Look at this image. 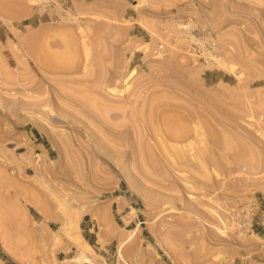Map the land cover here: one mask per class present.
<instances>
[{
	"label": "rangeland",
	"instance_id": "obj_1",
	"mask_svg": "<svg viewBox=\"0 0 264 264\" xmlns=\"http://www.w3.org/2000/svg\"><path fill=\"white\" fill-rule=\"evenodd\" d=\"M0 207V264H264V0H0Z\"/></svg>",
	"mask_w": 264,
	"mask_h": 264
},
{
	"label": "bare ground",
	"instance_id": "obj_2",
	"mask_svg": "<svg viewBox=\"0 0 264 264\" xmlns=\"http://www.w3.org/2000/svg\"><path fill=\"white\" fill-rule=\"evenodd\" d=\"M83 39L85 40L84 36H82L81 40ZM84 40L82 41V43H84V46H86ZM48 66H50V64ZM163 118V121L165 123L164 128L155 129L153 128L155 122L153 120V115L150 117V127H148V129H151V131L156 133L157 139L154 145L141 146L140 150L143 155L141 157H145L147 162H149L152 167L166 165L167 167L173 169L179 168L178 170L180 171L182 167H186L185 169H189L187 167L192 166L193 168L198 167V169L200 167L206 173V171L209 169V165L211 164L212 166V163L214 162H211V154L213 148L211 149V144L209 146V143L206 142V139L208 138L205 136L202 126L198 123H195L194 125L190 126L191 124L189 125V123L184 122L185 118L183 119L182 117L179 118L163 116ZM215 146H217V144ZM216 162H214L215 165H218L216 164ZM163 169L165 170V168ZM1 208L2 207H0V209ZM2 209L0 210V213L3 215L2 212L4 211ZM64 227L66 228V226ZM124 243H126V241ZM87 245L91 248L89 244ZM83 257H86L84 259L87 260L89 264H98L94 263L90 257Z\"/></svg>",
	"mask_w": 264,
	"mask_h": 264
}]
</instances>
